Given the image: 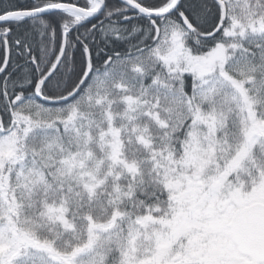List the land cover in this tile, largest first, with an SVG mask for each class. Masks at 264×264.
I'll use <instances>...</instances> for the list:
<instances>
[{
  "label": "snow or ice",
  "instance_id": "obj_1",
  "mask_svg": "<svg viewBox=\"0 0 264 264\" xmlns=\"http://www.w3.org/2000/svg\"><path fill=\"white\" fill-rule=\"evenodd\" d=\"M0 264H264V0H0Z\"/></svg>",
  "mask_w": 264,
  "mask_h": 264
}]
</instances>
